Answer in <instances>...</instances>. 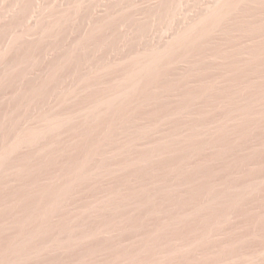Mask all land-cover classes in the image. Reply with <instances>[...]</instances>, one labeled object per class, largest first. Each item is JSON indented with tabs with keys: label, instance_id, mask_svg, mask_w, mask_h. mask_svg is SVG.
Masks as SVG:
<instances>
[{
	"label": "rangeland",
	"instance_id": "obj_1",
	"mask_svg": "<svg viewBox=\"0 0 264 264\" xmlns=\"http://www.w3.org/2000/svg\"><path fill=\"white\" fill-rule=\"evenodd\" d=\"M0 264H264V0H0Z\"/></svg>",
	"mask_w": 264,
	"mask_h": 264
}]
</instances>
